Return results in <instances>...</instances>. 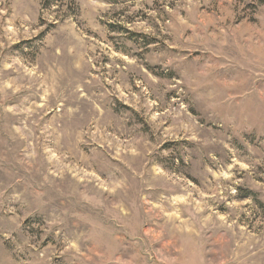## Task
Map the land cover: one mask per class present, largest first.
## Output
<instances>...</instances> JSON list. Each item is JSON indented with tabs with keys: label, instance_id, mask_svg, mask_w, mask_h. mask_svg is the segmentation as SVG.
Masks as SVG:
<instances>
[{
	"label": "rangeland",
	"instance_id": "obj_1",
	"mask_svg": "<svg viewBox=\"0 0 264 264\" xmlns=\"http://www.w3.org/2000/svg\"><path fill=\"white\" fill-rule=\"evenodd\" d=\"M0 264H264V4L0 0Z\"/></svg>",
	"mask_w": 264,
	"mask_h": 264
},
{
	"label": "trees",
	"instance_id": "obj_2",
	"mask_svg": "<svg viewBox=\"0 0 264 264\" xmlns=\"http://www.w3.org/2000/svg\"><path fill=\"white\" fill-rule=\"evenodd\" d=\"M260 5L264 4V0H257Z\"/></svg>",
	"mask_w": 264,
	"mask_h": 264
}]
</instances>
